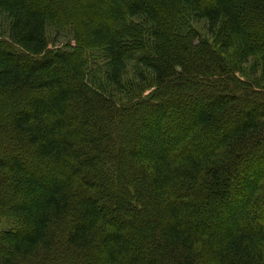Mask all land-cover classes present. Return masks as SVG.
I'll list each match as a JSON object with an SVG mask.
<instances>
[{"label": "trees", "instance_id": "16d2710c", "mask_svg": "<svg viewBox=\"0 0 264 264\" xmlns=\"http://www.w3.org/2000/svg\"><path fill=\"white\" fill-rule=\"evenodd\" d=\"M0 12V264H264V93L236 75L264 71V0ZM49 25L75 45L51 49Z\"/></svg>", "mask_w": 264, "mask_h": 264}, {"label": "rangeland", "instance_id": "374dc122", "mask_svg": "<svg viewBox=\"0 0 264 264\" xmlns=\"http://www.w3.org/2000/svg\"><path fill=\"white\" fill-rule=\"evenodd\" d=\"M139 20V19H138ZM141 23V22H140ZM183 23H185L188 26H192V30H197L202 38H211V36H209V32L207 29V25H206V21L202 20L200 18H197L195 16L187 15L184 18ZM9 24V20L7 18L6 15H4L3 13L0 12V38L1 39H7L8 35H7V27ZM142 24V23H141ZM146 26H152L150 23H147ZM145 34H148L145 32ZM48 37L50 40L49 43V47L51 49H58V48H62V49H67V47H65L68 43L71 46L75 45V41L73 40V36L71 34H69V31H65V30H61L56 28L55 26H48ZM263 63L261 62V60L258 57H253L250 58V61L247 62L246 64H244L243 68L245 69L244 71L247 72H241V73H236V75L241 79L246 81L247 83L250 82L252 84H258V88L259 90L264 93V71H263ZM137 72H145V73H149V71L144 68L141 63L139 62V60H129L128 61V69L125 72L124 75V80L126 81H131L134 86L137 87L139 86V84H142L143 82L140 81V78L136 77V73ZM142 87V85L140 86ZM154 87H145L144 88V95L146 96ZM138 90V89H137ZM232 90V88H231ZM232 92H237L236 90H232ZM126 93H128V90H126ZM124 100L127 99L126 94L124 93ZM122 103H119V105H121ZM261 110H264V106L263 105H259ZM132 121H135V118L130 121V125L133 126V123H131ZM119 131V130H118ZM128 131H126L127 134ZM120 134V132H119ZM130 134V133H129ZM128 134V136H129ZM121 135V134H120ZM131 135V134H130ZM10 141V137L4 136V139L1 140V142H3V144L6 146V144H8V142ZM129 141L127 139V136L124 137V140L122 139V145H128ZM1 148V147H0ZM2 150V148H1ZM3 151L0 153V155H3ZM5 245H7L8 243L4 242Z\"/></svg>", "mask_w": 264, "mask_h": 264}]
</instances>
